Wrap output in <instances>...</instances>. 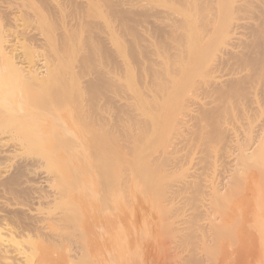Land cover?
<instances>
[{
    "label": "bare ground",
    "instance_id": "bare-ground-1",
    "mask_svg": "<svg viewBox=\"0 0 264 264\" xmlns=\"http://www.w3.org/2000/svg\"><path fill=\"white\" fill-rule=\"evenodd\" d=\"M75 2L76 1H74V0H50V3L53 5V7H55V9H57L56 13H58V14H54L56 19H53L54 18L53 17V18H51L52 20H50V18H49V20H47L46 22L44 21L45 23H43V24L39 23L36 27L31 28L32 26L31 27L28 26L30 24L27 25V22L29 23L30 21H32V18L30 19V17H31L30 12L31 11H29L28 9H25L22 4L17 5L14 0H0V67L2 68V69L0 68L1 69L0 71H2L3 69L5 70L8 67L6 70L8 71L10 68V70L12 72H10V70H9V72L12 73V75L20 74V75H18V76H20L19 79L21 78V80H20L21 82L19 81L20 85L22 84V87H23V85H24V87L26 85V87L30 88V91H31L30 94L32 95V97H30V96H28L30 94L26 93V95H24L23 100L25 99L26 96H28L29 97L28 99L31 98L29 100V102L31 104L34 103L32 105L37 107V108L39 105L43 106V104L41 102H44V103L47 102V108L51 107L49 109V112H50L53 105L52 106L50 105V107L48 106L49 103H48V101H46L49 98L48 96L46 97L47 99H45V101H44V97H45L44 96L45 95L44 89H45V87H47L48 84H51L50 87H52V85H54V87L57 88L56 89L57 91L60 90V92H61V90L64 89L61 94H59L57 92V95H59L58 97H60V95H61V98L57 99V100L63 101V99H65V97H63L64 96L63 94L67 95V93L70 92V88H71L70 87L66 91L65 88L63 87L65 84H67L66 81H68L67 80L68 76H69L68 73H70V67L72 64L71 61H73V58L74 59L78 58L77 60L75 59V61H77L76 62L77 65L76 64L75 65L77 66V69L80 70V71L79 70L78 71L81 72L79 74H83L82 72H84V75H82L81 78L83 79L85 77L83 80H81V82L78 83L79 84L78 85V88H79L78 91L80 92V90L81 91L85 90V91L89 92L90 93V94L88 93L89 96L91 95V97H89V98H92L94 100V101L92 100L93 104H91V102H90V104H89L90 107H88L87 108L88 110L87 109L86 110L89 111V113H95L94 114L95 116L93 114H91V115H93L94 117H97L98 119L96 118V121L98 123L100 121L102 123V126H103V122H106V121L108 122L110 120V118H113V116L111 117V115H110V118L108 115H107L108 117L105 116L106 114H104V113H106L108 110H111L112 113L116 116V117L114 116V118H113V122H114V119L116 120L114 122L115 125H114V123L111 124L112 123L111 120L109 121L110 126L114 125V129L112 126V129L114 131L107 125H104L103 127H101V126L99 127V124L95 123L96 126L98 125V127H96L94 125V123H92V122H95V121H93V119H95V118H93L92 122H90L92 124H89L91 132H93L91 129L93 127H91V125L92 126L94 125L93 130H95V131H97V129H95V127L98 129L100 128L101 131H102V129L109 127L108 129H110V131L109 130H107V131H109V132L112 131V132L111 133L106 132V133L112 134V136H113L112 140L115 141L114 144H116L118 142V140L121 139V140H123L122 142L124 143L123 146H125L126 144H128L130 146V142L133 140L132 145L130 147H126V146H128V145H126L125 148H127V152H129V149L132 148L133 152L138 153V155H136L137 158H133V156H135V155H133L132 153H128L130 155L132 154L131 157L128 154H126V157L127 158L130 157V159H134L136 161L138 160V157L142 158V159H140V161L141 160L143 161L144 166L142 165V163L139 160L137 161V164H136V161L135 162L131 161L132 162V163L130 162L131 164L134 163L133 165H136V169H134L135 167L133 165L126 162L125 160H127V158L125 157V155H123V154L127 153L126 150H124L125 153L124 152L122 153V159L125 158L124 163L126 162L127 164L126 163L124 164L123 160H121V162L123 165H126L127 168L133 166V167H131L132 168L131 171L134 169L135 170L134 172H138V171H139V173L142 172L141 173L142 176L139 173H137V175H135V173H134L135 176H138V174H139V177L141 176L143 178L145 175L147 176V173H146L147 171L149 173L151 171L152 172L151 175H152V174H154L153 171L156 172L158 170L165 172L169 175H171V174L173 175V173H175L176 177L178 174H180V173L182 174V175L178 176L177 179H175L176 181L174 183L170 184L168 187H165L163 189H158L163 194L162 196H164V198H167V202H168L167 206L169 208L171 206L177 213H179L181 215L179 222L175 223L172 226V229L175 230L177 233H179L180 240L183 241L184 239H186V236H190V235L195 236L197 232H199L201 235L203 233V235H204L205 231L210 232L208 230L210 227H211V229L217 228V227H215L216 224L215 225L212 224V221L214 220V222H215V219H212L214 217H211L210 213H209L211 210L210 209L211 205L213 206V204H215L214 202H216V205L218 204L217 207L221 209V210L219 209L220 211H222L223 206H225V207L227 206V205H224L226 203V200H227L226 198L229 195H233L236 197L237 194L234 193V190H235V192L236 191L239 192L241 190V189L236 190V187L234 189V186H236L237 184L236 185L233 184L234 186L233 187L231 186L233 191L230 192L231 194L230 193L228 194V190H226V188H228V186H227L228 184L232 185L231 184L232 182L227 181L228 184L226 185L225 184L226 180L227 179L229 180L230 178L232 180V178L236 176L235 179H233L234 181L237 178L248 179V177H249V179L253 182V180L255 181V179L259 175L261 177H262V175H264V174H259L263 171L261 169L263 166L260 168L261 169L260 172L256 171L258 173L253 174V172H255V170L257 168V165H258V167H260L261 165L256 164L255 165L256 167H254L255 170H252L253 168H251V167H249V165H247V164H250L251 162L254 163V161L257 162V160H259V163H260V161L262 163L263 159H264V157L262 160L260 159V158H262V156L264 154V153L262 154V152H264L263 149L261 151L262 155H260L261 157L259 159L256 158L257 160H255V159L253 160V158L251 157L253 161L251 160V162H250V158H249V155L251 156L253 154V152H256L260 146L264 147V0H182L181 2L184 4L188 3L189 5H193L195 8V12H197L199 10L198 14L196 13L197 16L195 15L196 25L194 26L193 31H191V32L184 31L182 29L183 28L182 22L179 19H174V18L172 19L170 14L164 15V22L165 23L163 22L164 23V26L162 27L163 30L160 29V31L159 30L156 31V32H158V31L161 32L160 35L157 34L159 36L157 38L158 39L161 38V40L163 39V47L161 46L163 48L162 49L163 51L161 53H159L160 55L149 56L148 54L149 53L151 54V52L149 50H147L145 47V49L147 51L145 49H144V51H146L147 56L144 54V56H146V57H144V59H143V57H141L142 60L139 57V59L141 61L139 60L138 62L140 64L137 63V61L134 62V63L141 65L140 66L141 74H140V78L138 79V83L135 85L136 87L134 86V88L132 89L133 93H130L129 91H127L124 84H122V82L120 81V79L123 76L121 74L122 77H120V74H119V72L122 70L127 71V70L133 69L134 67L130 68V66L133 64L129 65V63H131V62L127 61L128 62L127 63L125 60H119V61H118V59L112 60V54H113L112 49H114V51H116L120 47L117 45V42L119 40L117 38L115 39V37H113V29L111 26L113 23L111 21L112 19L110 20L112 23L110 21H106L104 19V23L102 25L100 24L101 26L96 27V29L98 31L96 30L97 34L95 36L88 37L87 35H89V34H86V36H84V37L81 35L78 39L77 38L72 39L71 31L68 28H66L65 26L68 25L70 27H72V26L74 27L75 25L81 24L79 22L80 21L79 15L81 14V12H79V10L81 7H83L82 6L83 1H81L82 5L77 4V3H80L79 1H77L76 3ZM105 2H108V1H105ZM111 2H110V4H111ZM174 2H175V0H174ZM102 3H104V2H102ZM117 3H119V2H117ZM138 4L140 5V3H138ZM179 4H180V2H179ZM72 6L74 7V9L76 8V10H78L79 14L78 13L75 14V12H74V14H67V11H68L67 8H69V7L71 8ZM120 9H122V8H120ZM85 10H87V9H85ZM49 11H50V9H49ZM121 13H123V12L116 9V11L113 14L119 15ZM122 16H123V14H122ZM122 16H120V17L122 18ZM84 20H87V19H84ZM93 24L94 23H92V26H93ZM84 26H85V24H84ZM84 26H82V28H84ZM88 26H91V25H88ZM156 26L159 28L160 25L159 26L156 25ZM99 27H101V28H99ZM83 30H85V29H83ZM93 30H95V28ZM150 30H152V29H150ZM190 30L188 27V31H190ZM72 31H73V29H72ZM88 31L92 32L91 29H89ZM88 31H87V33H89ZM105 33L111 34L112 36L108 37L107 35H104ZM153 34H154V30H153ZM143 37H146V36H143ZM151 37H152V35H151ZM148 38H150V37H148ZM108 40H109V42H108ZM149 41H151V40H149ZM120 43L118 42V44H120ZM148 43H150V42H148ZM122 44H123V42H122ZM111 45H112V47H111ZM158 45H160V44L158 43ZM150 47H152V46H150ZM151 51L153 52V49ZM156 52H157V50H156ZM69 55L73 56V58H72V56L70 57V58H72V60L68 57ZM68 58L71 61L68 62ZM131 59H132V61H134L133 58H131ZM68 64H70L69 65L70 67L68 66ZM76 66H75V68H76ZM67 67H69V69H67ZM128 68H130V69H128ZM73 69H74V67H73ZM67 70H68V72H67ZM134 70H136V69H134ZM8 73H7V75H10ZM3 74L6 76V73H3ZM138 76H139V74H138ZM3 77H0V79ZM16 77H17V75L15 76V78ZM9 79H11V78H8V80ZM4 80H5V78H4ZM4 80H3V82H4ZM0 83H1V81H0ZM5 83L7 85L6 90L4 89V91H3L0 89V91H1L0 95L3 97L2 98L0 96L1 97V99H0L1 105L0 106H2L1 101H3V99L5 98L4 96L6 95L5 92L7 90H8L7 95L10 94L9 95V97H10L11 94L13 95V92H15V90L17 91L21 87V86H19V88H18L19 84L13 80L5 81ZM3 85L5 86L4 83H3ZM4 86H3V88H5ZM71 86H73V85H71ZM0 87H1V85H0ZM62 87H63V89H61ZM51 90H52V88H51ZM26 91L28 92L29 90L27 89ZM2 92L5 94V95L3 94L4 96L2 95ZM8 92H10V93L8 94ZM54 92H56V91H54ZM54 92L51 95H54ZM16 93H14V94H16ZM71 93H72V91H71ZM75 93H76V91H75ZM18 94H21V90L18 91ZM24 94H25V90H24ZM7 95H6V97H7ZM12 98H14V96ZM4 100H6V98ZM23 100H19V102L20 101L22 102L20 104H22L23 106L18 107L19 103H18V101L16 102V100H15V104L17 103L16 104L17 107H16V105H14L15 107H12L14 104V103H12L11 104L12 106L9 105V106H11L12 109L9 108V106H8L9 110L7 108H6L7 110H4V107H6V106H4V107L2 106L3 112H2V109L0 108L1 109L0 110V119L2 121L4 120L6 122L9 121V123L16 122V121H14L15 120L14 118H16V120L18 119V121L20 120L19 122H21V121H23V118L25 117V115H26V119H27L29 117L28 113L30 112L29 108H31L32 106L29 103L28 104L30 106L27 105V103ZM57 100H56V102L58 104L55 102V104H57V105L54 104V107H53L54 109L59 105V102ZM100 100H103V102L101 101V103H100L99 102ZM62 101H60V102H62ZM63 102H65V101H63ZM35 103L36 104L41 103L42 105L39 104L36 106ZM24 105L27 107H25ZM101 105H103L105 108H102ZM260 106H262V107L260 108ZM45 107H46V104H45ZM45 107H44L45 110L43 109L41 111H44V112L46 110L48 111V109ZM23 110H27L28 113L25 111L26 112V113L24 112L25 115L21 114V113H23ZM86 110H84V111H86ZM47 111L45 112L46 114L44 112H43V114H42V112H40V114H42L43 116L39 115L38 114L39 112L36 113L38 115H37V118L36 117L35 118L37 120L39 118V120H38L39 127L45 128L44 126H42L44 124V122L42 124L41 121H44L45 119H47V121H51L50 119L47 118V116H49L51 113L48 115ZM107 113H109V111ZM20 114L24 115V116H22L23 117L22 119H20V117H21V116H19ZM123 114L124 115L126 114L127 116L125 117V116H123ZM255 114H256V118L258 117V119H256V118L254 119ZM29 115H32V113ZM52 115H54V117H55V114L52 113ZM41 116L44 118H42V120L40 121ZM121 116H123V117H121ZM50 117H51V115H50ZM58 117L60 118L59 114H58ZM62 117H64V116L62 115ZM106 117H107V120H106ZM260 117L262 119L259 120ZM65 118H66L65 121L68 120L67 121V124H68L69 119H67L68 117H65ZM91 118H92V116H91ZM26 119H25V121H26ZM28 119H30V122L32 121L31 117ZM62 119L60 118L61 121H62ZM11 120H13V121H11ZM53 120H54V118H53ZM258 120L261 123L256 125V122H258ZM30 122H28V123L30 124ZM33 122H36L35 119ZM51 123H53V121ZM18 124H20V123H18ZM24 124L22 123V125H24ZM38 124H36V125L34 124L35 127L38 126ZM60 124L61 123H59L58 125H60ZM70 124H69V126H70ZM31 125H33L32 122H31L30 126ZM54 125H55V123L53 124V127H54ZM63 125L65 126V123ZM89 125H87V126L89 127ZM39 127H37V128H39ZM47 128L49 129V127H47ZM50 128H52V127H50ZM70 128H72V127H70ZM45 130H46V128H45ZM87 130H89V129L86 128L85 133L87 132ZM90 130L88 132H90ZM86 134H89V133H86ZM123 135H125V136H123ZM127 135L128 136L130 135L133 138L129 136V138H131V140H130V139H128ZM104 136H105V138H103V139L106 140V136L109 137L111 135H107V134L102 135V137H104ZM112 136L109 138H112ZM123 138H125L126 140H124ZM112 140L110 139V140H108V141L106 140V141L108 143L109 141L112 142ZM127 140H130V142L126 143ZM111 142H110V144L108 143L109 146L112 145ZM155 143L157 144V149H155L154 151H152L150 153H146L145 152V147H146L145 145L155 144ZM216 148H217V154L214 155L213 151H215L214 149H216ZM218 150H219V152H218ZM251 150L252 151L254 150V151L252 152ZM132 151H130V152H132ZM249 152H252V153L250 154ZM256 153H254V154H256ZM256 155H252V156L257 157ZM0 156L2 157V154ZM123 156H124V158H123ZM190 157L192 160L194 159V161H193L194 163L188 165L187 162L189 159H187V158H190ZM247 157L249 158V161H248ZM258 157H259V154H258ZM103 160L101 163L102 165H103ZM184 160H187V162H185ZM182 161H184L185 164H187L188 166L192 167L191 169L188 167L189 168L188 169L186 166V168L189 172L187 170H185L187 172L184 173L185 171L183 169H186V168H185V165H184V167H182V165L184 163ZM189 161H191V160H189ZM100 162H101V159H100ZM248 162H250V163H248ZM217 163H219V165H220V168H218V167L217 168L221 169L223 171V173L225 171V174H226V172L227 173L229 172V174L233 173L235 175L236 174L235 170H238V169L240 170V172L236 171L238 173L237 175H240L238 177H237V175L231 176V174L230 175L228 174L229 176L227 174L223 175L222 171L218 170L220 172V173L219 172L218 173L220 175L222 174L223 176L221 175L222 176L221 179L218 178L217 175L214 178H217V181L222 180L220 182V184L223 183V185H226V188H225V191L227 192L226 194L224 191L222 192V188H223L221 186L222 184L218 185L219 184V182H218V184H217L218 186H217L216 181H215L216 183L214 182L215 184L212 183V181H214V179H212L213 177L207 178V179H211L209 182H211L213 184V185L211 184L212 186L216 187V189L213 187V189H214V191H213L211 189L212 188L211 185L208 184L206 177H204V175H206L208 170H210L212 167H213L212 168L213 171H216L214 168H216L215 164H217ZM104 164H106V162ZM122 164H121V167H122L121 170L124 173L127 169L124 168V166ZM128 164L130 166H128ZM240 164L242 166H245V167L247 165L248 167L243 168ZM178 165L181 166V168H183V169H180V168L173 169L174 167H177ZM138 166H142L145 170L143 169L144 170L143 171L141 169L142 167L137 168ZM221 166L225 167L224 168L225 170H223V168H221ZM237 166L242 167L245 172H246V169L248 170L249 168H251L250 170L252 171V175H255V176H251V172H250V175L248 172L249 176L245 175L247 173H245L242 168L241 169H242L245 176L243 175V173L241 175V169H240V167H237ZM250 166H252V165H250ZM171 168H172V170H171ZM123 169L125 171H123ZM128 169H130V168H128ZM137 169H138V171H136ZM177 169H180L181 172L180 171L179 172L177 171L178 173L175 172ZM128 171H130V170H127V175H128ZM182 171H184V172H182ZM130 173L132 176L133 175L132 172H130ZM127 175H126V177H130V175H128V176ZM148 176H150V175H148ZM246 176H248V177H246ZM250 176L252 177V179ZM15 177H17V176H15ZM11 178H9V179L11 180ZM135 178L137 180H140V179H138V177H135ZM9 179H6L7 184H9V182H10ZM123 179L126 180V179H130V178H126V179L123 178ZM132 179H134V178L132 177L130 180H132ZM240 179H237V181H235V183H237L238 180H240ZM249 179H248V182H250ZM259 179L256 182H259ZM130 180H128V181L130 182ZM11 181H13V180H11ZM241 182H244V186L243 185H241V186H243L244 188L246 187V191H247L248 187H247V185L245 186V182L246 183H248V182L246 180L245 181L242 180V181H240V183ZM256 182H254V183H256ZM124 183H127V182L124 181ZM240 183H238V184H240ZM254 183H251V185ZM251 185L248 184L249 189H250ZM256 185H257V183L254 185L255 190H257ZM237 186H238V188H240L239 185H237ZM254 186H253V188H254ZM154 187L155 186L152 185V189ZM209 187H211V188H209ZM231 187L229 190H231ZM243 187H242V189H243ZM208 188H209V190H208ZM253 188H251V189H253ZM147 189H148V193H153V191H155V193H153V194L158 195V193H159L156 190L157 188L155 190L153 189V191H152L151 187L147 186ZM147 189L145 188V192ZM260 189H261V191L263 190V188H260ZM220 190H221L222 195L220 193H218V192H220ZM211 191L215 192V193H216V191H218L217 192L218 195L217 194L216 195L220 196V198L223 196V198H221V199H219V197L216 196L220 200V202L222 200V202L220 204L221 206H219L218 199H215V195H214L215 193L214 194L210 193ZM246 191H245V194L248 193V191L247 192ZM156 192H158V193H156ZM241 192H242V190H241ZM250 192H249V194H250ZM263 192H264V190H263ZM263 192L261 194L259 190L256 192H254V190H253V192H251L252 196H254V197H252V199H254L256 196L253 194H255V193L259 194L260 193V196H261L264 194ZM223 193L226 195L225 198H224ZM209 194L210 195L212 194L214 196L211 195V197H210ZM227 194H228V196H227ZM234 194H236V195H234ZM245 194H242V195H245ZM249 194H247V195L249 196ZM238 196H239V194H238ZM257 196H259V195H257ZM247 197L245 198V200L250 199ZM229 198H230V196H229ZM229 198H228V200H229ZM242 198H244V197H241L238 201L239 202L244 201V203H246V201ZM224 199H225V201H224ZM231 199H234V197L233 198L231 197ZM212 200H217V201H212ZM235 200L237 201V197H236V199H234V201ZM236 201H235V203H236ZM248 202L249 201H247L246 204H248ZM222 203H224V204L222 205ZM228 203L229 202H227L226 204H228ZM235 203L233 204V202H232V205L228 204L232 208V210H231L232 213H230V211H229V215H228V212H226L224 210L225 212L222 211L223 212L222 215L225 213L228 215V218H229V216L231 217V215L236 216L237 219H234L235 217L233 218V216L230 219H234L237 221L240 218L242 220H244V218H245V221L249 219L248 221H250L251 223H249L247 221L246 222H247V225L249 227H253V228H251V231L254 229V227L256 230L258 228H260V227H258L259 225L253 224V222H255L258 219L257 218L255 219V217L249 216L250 213L246 212V211H249L248 209L243 210V207L245 206L244 204L243 205L241 204V206H243L242 207L243 211H241V209H240V211L243 212L244 214H246V213H247V215L249 214L248 215L249 217L247 215H244V214H242V216L240 218L237 217V215L240 214L241 212L238 211L237 209H236L237 211L233 209L234 208L233 206H236ZM216 205H215V207H216ZM238 205H240V204H238ZM168 207L165 206V209ZM225 207H224V209H225ZM246 207H244V209H246ZM213 208H214V206H213ZM235 208H237V207H235ZM239 208H241V207H239ZM235 211L238 213L236 214ZM219 212H217V213H219ZM227 215H225V216H227ZM214 216H216V215L214 214ZM251 217L254 220L251 221V219H250ZM208 218H211L212 220H210ZM221 218H223V217L221 216ZM224 218H226V217H224ZM263 218H264V216H263ZM217 219H219V216L217 217ZM230 219H228L227 222L225 219H223V221L225 220L224 222H222V221L217 222V220H216L217 226L220 223H223L222 226H223V228H225V230H227L229 232L232 231L231 230L232 226H233L232 229L234 230L235 227H237L238 225L234 227V225H236L237 223L233 224L232 221L234 223L237 221L230 220ZM228 221L229 222L231 221L229 223L231 227L229 225H227ZM240 221H238L239 225L241 223L243 225L245 224L244 221H243L244 223L243 222L240 223ZM209 223H211V224L209 225ZM224 223H227V224H224ZM242 224L240 225V228L238 226V228H236V230H240L242 228L243 231H245L244 227L245 226L247 227V225L245 224V226L243 227ZM252 224H253V226H252ZM211 225L212 226L214 225V226L212 227ZM224 225H225V227H224ZM228 226L230 227L229 228L230 230H228ZM256 226L258 228H256ZM262 226L264 228V224H261V228H262ZM44 227L42 226L41 228L44 229ZM218 227L220 228V226H218ZM1 228L2 227H0V236H1L0 237V256H1V258L0 259L1 260L12 259L15 261V264H27L29 259H31L33 257V255H31V253L29 251L30 248H26L25 246H23L21 248V251L19 252L20 256L17 257V259H13L15 257H13L14 254L12 256V254H11L12 250L9 249V246H10L9 242L11 240V238H9V236H13L14 234L12 233L13 234L12 235L10 233V235L8 237H5L6 234H4L5 233L4 232L2 235ZM7 229H9V228H7ZM221 229H222V227H221ZM221 229H220V231H221ZM214 230L215 229H213L211 231V233ZM216 230H218V229H216ZM222 230L224 231V229H222ZM249 230H250V228H249ZM249 230H247L248 235L246 234V236H249V233L251 232ZM263 230H261V231H263ZM3 231H4V229H3ZM223 231L219 232V235H220V233L222 235L224 233ZM243 231H242V234H241V232L238 231L241 235L240 237H242V235H244L246 233V231H245V233H243ZM229 232L227 233L225 231V233H224L225 234L224 236H226L227 240L229 238H231V236L229 237V235H233V234H235L234 232H237V231H235V230H234V232L232 231L233 234L232 233L229 234ZM206 234L207 233H205L204 236L207 237ZM213 234H214V232H213ZM238 234L235 235V238L237 236L236 239L234 238V235H233L232 238L235 242L232 241V243H231V241H229L230 243L229 242L228 243L230 245L226 244L227 240L225 241L224 239H226V238L224 237L223 240L225 243H222L224 245V248H226L227 247L226 245H228L227 248L231 249L230 246H233V244L235 245V243L239 241L238 245L240 247H242V249H243V247H244V249L245 248L247 249L248 245H250V243H248L247 241L252 240V238L247 239L245 237L247 240V241H245L244 240L245 238L243 236L244 242H241L242 239L240 240ZM208 235H209V233H208ZM219 235L216 234V236L221 237ZM227 235L229 238L227 237ZM250 235H252V232ZM212 236H211L210 240H212L213 238L216 237L215 236L212 238ZM20 237H22V235ZM20 237H18V239H17L18 241H19ZM120 237H121V235L119 236L120 240H123V241L125 240V239H122ZM250 237H248V238H250ZM222 238H223V236H222ZM222 238H221V241L223 242ZM232 238L229 240H232ZM14 239H15V236H14ZM237 239H238V241H237ZM17 240H16V242H17ZM126 240H127V238H126ZM20 241L22 242V240H20ZM123 241L121 242L122 244L124 243ZM13 242H14V240H13ZM206 242H208V241H206ZM245 242H246V244L248 243L247 246L246 245L243 246L242 243L245 244ZM240 247L235 248L238 250H237V252H234V253L232 252L234 250V248L231 249V251L228 250L227 248L225 249L226 251L228 250V252L230 251L234 254V255H232V253H230V255H231L230 260H232V258L234 257L233 258L234 260H232L233 262H231L232 264L233 263H235V264L242 263V261L241 262L238 261V263L234 262L240 258L239 255L241 256V254H243L244 249L242 251L240 249ZM239 249H240V254L237 255L239 253ZM165 250H167V249H165ZM169 250L163 251V252L168 254ZM241 251H242V253H241ZM170 252H171V255L173 257L171 255H169ZM170 252L168 254L169 256L165 255V253H163L164 254L163 256L169 257V258L166 257V259H170V257H172V259H173L175 257L176 259L174 258L175 259L174 261L177 260L176 264L178 262H180V263L197 262V261H201V258H203L202 257L203 254L201 255L200 253H198L199 251L198 252L188 251L184 255L180 256L179 258H177L176 256H174L172 254L173 250H171ZM235 255H236V257H235ZM244 255H245V253H244ZM247 255L249 256V254H247ZM247 255H246V258H249L251 256L250 255L249 257H247ZM30 256H32V257H30ZM165 257L163 258L164 259L163 261H166ZM243 257L244 256H242L241 258L243 259ZM235 258H238V259L235 260ZM246 258H244L243 260H245ZM172 259L167 260L168 263ZM249 259L247 261L252 260V259H250V260ZM174 261H173V263H174ZM247 261H243V264H244V262L246 263ZM168 263L166 262V264H168ZM180 263H178V264H180ZM231 263H229V264H231ZM6 264H8V263L6 262ZM251 264H252V261H251Z\"/></svg>",
    "mask_w": 264,
    "mask_h": 264
},
{
    "label": "rangeland",
    "instance_id": "rangeland-1",
    "mask_svg": "<svg viewBox=\"0 0 264 264\" xmlns=\"http://www.w3.org/2000/svg\"><path fill=\"white\" fill-rule=\"evenodd\" d=\"M14 1L17 5L22 4L25 9H28L29 11H31L30 12L31 13L30 19L32 18V21H30L29 23L27 22V25L30 24V25H28L29 27L32 26L31 28L36 27L39 23H42V24L45 23L47 20H49V18H50V20H52L51 18H53V17H54L53 19H56L54 14H58V13H56L57 9H55V7H53V5L50 3V0L49 1L48 0H14ZM74 1L80 2L77 4H81V1H83V5L81 4L83 7H81L79 10V12H81V14L79 15V18H80L79 22L81 24L75 25L74 27L73 26L70 27L68 25L65 26L66 28H68L71 31L72 39H74V38L78 39L81 35L84 37V36H86V34H89V35H87L88 37L95 36L97 34V31H98L96 29V27L101 26L104 23V19L106 21H110L112 19L111 21L113 23L111 21L110 22L112 23L111 26L113 29V37H115V39L117 38L119 40L118 41L119 43L121 42L120 44H118V42H117V45L120 46L118 50L115 49L116 51H114V49H112L113 50L112 60L118 59V61L119 60H125L126 62L130 61L131 63H129V65L133 64L130 66V68L134 67L131 70H127V71L122 70V71H120L121 73L119 72L120 77L123 76L120 79V81L122 82V84H124L127 91H129L130 93H133L132 89L138 83V79L140 78V74H141L140 66L141 65H139L140 63L138 61L140 59L142 60L141 57H143V59H144V57L147 56L146 55L147 50H149L151 52V54L150 53L148 54L149 56L160 55L159 53H161L163 51L162 50L163 49L162 48L163 47V39L162 40H161V38L158 39L157 37H159V36L157 34L160 35V33H161V32H159L160 29L163 30L162 27L164 26V23H165L164 22V15L170 14L172 19L173 18L179 19L182 22V26H183L182 29L186 32H191V31H193V28L196 25L195 15L197 16V14L199 12V10L197 12H195V8L193 5H189L186 2H185L186 4L182 3L181 2L182 0H175V2H174V0H147V1L146 0H140L141 2L139 0H111L112 2L110 0H105L108 2H105L104 0H101V1L100 0H89V1L88 0H74ZM109 1L111 2V4ZM102 2H104V3H102ZM117 2H119L120 4ZM179 2H180V4H179ZM138 3H140V5ZM120 8H122V9H120ZM49 9H50V11H49ZM67 9H68L67 14H74V12H75V14L76 13L79 14L78 10H76V8L74 9L73 6L71 8L70 7L67 8ZM85 9H87V10H85ZM116 9L123 12V13L119 14L120 16H122V14H123L122 18L118 14L117 15L113 14L116 11ZM84 19H87V20H84ZM83 23L85 24V26ZM92 23L95 24V25L93 24L94 27L92 26ZM81 25L84 26V28H82ZM88 25H91V26H88ZM156 25H158V26L160 25L159 28ZM188 27H189V30L191 29L190 31H188ZM94 28H95V30H93ZM99 28H101V27H99ZM72 29H73V31H72ZM83 29H85V30H83ZM89 29H91L92 32H89L88 31ZM150 29H152V30H150ZM86 30L89 33H87ZM153 30H154L155 35L153 34ZM157 30H159V31L156 32ZM104 35H107L108 37L112 36L111 34H108V33H105ZM151 35H152V37H151ZM143 36H146V37H143ZM148 37H150V38H148ZM149 40H151V41H149ZM156 41L160 45H158V43ZM108 42H109V40H108ZM122 42H123V44H122ZM148 42H150L151 44ZM149 45L152 47H150ZM111 47H112V45H111ZM145 47L147 50L145 49ZM144 49L146 51H144ZM152 49H153V52L151 51ZM156 50H157V52H156ZM144 54L146 56H144ZM71 56L69 55L68 57L70 58ZM139 57H140V59H139ZM69 58H68V62L72 60L73 56H72V58H70L71 60ZM131 58H133L134 61H132ZM75 59L77 60L78 58H75ZM75 59L73 58V61H71L73 64V65L71 64V67L69 66L70 64H68V66L70 67V73H68L69 76H68L67 80L69 82L66 81V83L68 85L65 84L63 86L66 91L71 87L70 92L68 91L69 93H67V95L63 94L64 95L63 97H65V99H66V100L63 99V101H65V102L67 101L66 103L63 102L62 100H60L62 102L57 100V99L61 98V95H60V97H58L59 95H57V92L59 94H61L62 91L64 90L63 87L61 88V89H63V90H61V92H60V90L57 91L56 90L57 88H55L54 85H52V87H50L51 84H48L47 87H45V89H44V94H45L44 95L45 96L44 101H45V99H47L46 97L48 96L49 98L46 101H48L49 107H50V105L51 106L53 105V107H54L56 100L59 102V105L55 109L52 107L50 112H49V109L51 107L47 108V102L46 103L41 102L44 107L46 104L45 108L48 109V111L46 110L48 112L47 114L49 115L51 113L50 114L51 117H50V115L49 116L46 115L47 118L50 119L51 121H47V119H45V120L43 119L44 121H41L42 118H44V117H42L43 116L42 114L44 111H41L44 109V107L39 105L41 103H37V104L35 103L36 106L37 105L40 106V107L38 106V108H37V107L32 105L34 103L31 104L29 102V100L31 98L28 99L29 98L28 96L32 97V95L30 94L31 91H30V88L26 87V85H25V87L29 90L28 92L26 91L27 89L24 87V85H23V87H22V84L20 85L19 81L21 80V78L19 79L20 76H18L20 74H16L17 75V77H16L17 79H16L15 78L16 75L15 74L12 75V73H10V72H12L10 70V68H9L10 72H9V70L8 71L6 70L8 68L7 66H6L7 68L5 70L3 69L2 71H0L1 72L0 77L4 76L3 78H1L2 80L0 79V81H1L0 89L1 90H3V91H4V89L6 90L7 85H6L5 81H9V80H13L16 83H18L19 84L18 88H19V86H21L20 87L21 89L19 88L17 91L15 90V92H13V95L11 94V96L12 97L14 96V98H12L11 96L9 97L10 92H8L9 95H7L8 90L5 92L7 97L2 92V95L4 94L5 96L4 95L3 96L6 98V100H4L5 99L4 98L3 101H1L2 106L3 107L6 106V107H4V110H7V109L9 110V108H11V106H12L11 105L12 103H14L12 107H15L14 105L17 104V103L15 104V100H16V102L18 101V103H19L18 107L23 106L22 104H20L22 102L21 101L19 102V100H23L24 95H26V93H28L30 95L25 97V99L27 101L25 99L23 101H25L27 103V105L31 104V106H32L31 108H29V110H30L29 113H28V111H29L28 109H27L28 111L23 110V113H21V114H24L25 111L28 113L29 117L28 116L27 117L28 118L31 117V120H32L31 122L33 123V125H31L32 127L30 126V124H31L30 119H28V118L26 119L25 114H24L25 115L24 118L22 117L24 115H21V114L19 115V116H21L20 119L23 118V121H21V122H19L20 120L18 121V119L16 120V118H14L15 120L13 119L16 122H11V121H13V120H11L10 121L11 123H9L8 120H7L8 122H6V121H4V120L2 121L0 119V152H1L0 155L2 154V157L0 156V216H1L0 217V227H2L4 229V231H3V229L1 228V231H2V235L5 232L4 233V234H6L5 237H8L10 235V233L14 234V235L12 234L13 236H9V238H11V240H12V241L10 240V242L12 244L9 242V244L11 246V247L9 246V249L13 251V252L11 251V254H12V256L14 254L13 257H15L13 259H17V257L20 256L19 252L21 251V248L23 246H25L26 248H30L29 251H30L31 255H33V257L30 256L33 259L32 258H31L32 260L29 259L30 262L28 261L27 264H30V263L31 264H164V263L166 264V262L168 263L167 260H170L173 257L171 255V252H170L171 250H173L172 254L174 256H176L177 258L184 255L188 251H195V252L199 251L198 253H200L201 255L203 254L202 255L203 258L205 257L204 259L201 258V261H197V262H187V263L178 262L180 264H229V263L233 262L232 260H234L233 259L234 257L232 258V260H230L231 259L230 253L237 252L238 249H235V248L240 247L238 245V243H239L238 239L240 238V240L242 239L241 242H244V240L247 241L246 238L247 239L252 238V240L247 241L248 243H250V245H248V243L246 244V242H245V244L242 243L243 246L248 245V247H247V249L245 248L246 250L243 247L244 251H243L242 247H240V249L243 251V254H241V256L239 255L240 254V249H239V253L237 255H239L240 258L239 259L235 258V260H237V259L238 260L234 261V262L238 263V261H240V262L242 261V263H239V264H243V261H247L250 258L252 260L249 259L250 261H247L248 263L244 262V264H249V263L251 264V261H252V264H264V230H263L264 228H263V226H262L263 229L261 228V224H264V218H263V216H264V194L260 196V193L262 194V192L264 190V177H263L264 175H262V177L260 175L258 177L256 176L258 179L261 177L259 179V182H256V181H258V179L256 177L255 178L257 180L254 178L255 181L253 180V182L248 177L250 175V172H251V176H255V175H252V171L250 169L253 168L252 170H255L254 167H256L255 166L256 164H259L261 166L258 167V165H257V168H256L255 172H253V174L260 172L261 169L263 171L259 174H264V169H263L264 168V159H263V157H264L263 153L264 152H262L263 156H262V158H260L261 157L260 155H262L261 151H262V149L264 150V147L260 146L258 148V150L256 151L257 153L253 152L254 150L253 151L251 150L253 152L252 155L257 154L256 155L257 157H255V156L253 157L252 155L251 156L249 155L250 162H251L252 158H253V160L254 159L257 160L256 158H258V159L260 158L261 160L263 159L262 163H261V161L259 163V160H257V162H255V161H254V163L251 162L252 164L250 162H248L250 164H247L246 163L247 161L245 160L246 162L245 161L244 162L247 165H249V167H251L248 170L246 169V172L244 171L243 168L248 167L247 165H246V167L242 166L243 164L240 162L242 164V165L241 164L240 165L243 168L240 166H237V167H240V169L242 168L243 171L245 173H247L245 175H248V172H249V175L246 177H248L250 182H248V179L237 178L240 180H238V182L235 183V181H237V179L235 181L233 179H235V177H236L235 175L238 174L237 172H240V170L238 169V170H235V173H236L235 175L233 173H230L231 176L232 175L235 176L232 178L233 181L231 180V178L229 180L228 179L226 180V183H225L226 185L228 184L227 181L228 182L231 181L232 185L228 184L227 185L228 188H226V185H223V183H221L222 184L221 185L220 182L222 180L217 181V178H214V177L217 175V177L221 179V177L223 175H226V174L228 175L229 172L228 173L226 172V174H225V171L223 173V171L221 169H218V168H220L219 163H217L218 165L215 164L216 168H214V169L216 171H213V169H212L213 167H212L210 170H208L207 174L204 175V177H206V179L213 177L212 178V179H214V181H212L213 184H215L217 182L216 183V185H217L219 182L218 185H221L223 187L222 192L224 191L225 194L227 193L225 191V188H226V190H228V194H229L231 191H233L232 187L234 185H236V184L239 185L240 188H238L237 185L234 186V189L236 187V190H239V189L242 190V192H241V190L239 191L240 193L237 191L235 192V190H234V193L237 194V196H236L237 201L235 200L236 203L234 201V199H236V197L233 195H229L230 196V198H229L228 194H227L228 197L226 198L227 199L226 203L229 202L228 204H231V205H232V202H233V204L235 203L236 206H233L234 210L237 209L238 211H240V209H241V211H243V210L248 209L249 211H246V212L250 213V215L249 214L248 215L255 217V219L256 218L258 219L255 221L256 223L253 222V224L259 225L258 227H260V228H258L256 226V228H258V229L256 230L254 227V229L251 231V228H253V227H249L247 225V222H249V223H251V222L248 221L249 219L246 220L247 221L246 222L245 218H244V220H242L240 217L244 213L240 211L241 213L240 212L239 213L241 215L240 214H238L239 216L237 215V217L240 218L238 221L241 220L240 223L244 221L245 224L247 225V227L245 226V224L244 225L242 223L241 224L243 227L245 226L247 229L244 227L246 233H245V231H243L242 228H241L242 230L240 229L241 231L236 230V228H238V226L240 228L241 224L239 225V222L237 220H234V219H237L236 216L231 215V217L232 216H233V218L235 217L234 219H230L231 218L230 216L228 218L229 211H230V213H232L231 206H229L226 203L225 204L222 203V205L223 204L227 205L226 207L225 206H223V208L221 207L223 209L222 211L228 212V215L224 213L227 216H225L224 214H223L224 215L223 216L222 215L223 212L220 211L221 209L217 207L218 204L216 205V202H214L215 203V204H213L214 208L211 205V208H210L211 210L209 213H210L211 217H214L212 219H215V222L213 220L212 224H214V225L216 224L215 227H217V228L211 229V227H210L208 229L210 232L205 231V233H207L206 234L207 237L204 236L205 233H204V235H203V233L201 235L199 232H197L195 236H193V235L186 236V239H184L182 241V240H180L179 233H177L175 230L172 229V226L175 223L179 222L181 215L179 213H177L170 205H169L170 208L167 206V204H168L167 198H164V196H162L163 194L158 190V189H163L165 187H168L170 184H172L176 181L175 179H177L178 176H180L182 174L180 173L176 177L175 173H173V175L172 174L169 175L165 172L158 170L156 172L153 171L154 174L151 175L152 172L150 171V173H149L147 171L146 172L147 176L145 175L146 177L144 176L142 178L141 177L142 172L139 173L138 169L136 170L138 172H134L135 171L134 169H136V165H133L134 163L133 164H131V163L135 162L136 160L130 159V157L133 154V155H135V156H133V158H137L136 155H138V153L133 152L132 148L129 149V152H127V148H125V146L128 144L123 146L124 143L122 142L123 140H121V139H119L118 142L116 141L118 144L117 143L114 144L115 141L112 140L113 139L112 134H108V133L112 132V131L109 132L110 129H108V128L110 127L112 129V126H113V129H114V125H115L114 122L116 121L114 119V122H113V118L115 115L112 113V111L108 110L109 113H107L108 112L107 111L104 114H106L105 116L108 115L109 118H110V115H111V117L113 116V118H110V120L112 122L111 124L114 123V125L110 126V123H109L110 120L108 119L109 120L108 122L107 121L103 122V126L107 125L109 127L108 128L106 127L107 129L106 128L102 129V131L100 130V128L99 129L96 128V127H98V125L96 126L95 123L99 124V127L100 126L103 127V126L99 120H98L99 123L96 121L97 117H94L95 113H89V111H87L88 110L87 108L90 107L89 106L90 102H91V104H93L92 103L93 99L89 98V97H91V95L89 96V94H90L89 92H87L85 90H83V91L80 90V92L78 91V89H79L78 83L81 82V80H83L85 77L83 79L81 78V76L84 75V72H82L83 74H79L81 72H79L80 70L77 69V66H76L77 61H75ZM136 61L139 64L134 63ZM75 66H76V68H75ZM69 67H67V69H69ZM73 67H74V69H73ZM130 68H128V69H130ZM134 69H136V70H134ZM2 72L6 73V76ZM67 72H68V70H67ZM7 73L10 75H7ZM121 74H122V76H121ZM138 74H139V76H138ZM7 77L11 78V79L8 80ZM4 78H5V80H4ZM3 80H4V82H3ZM2 82L5 84V86L3 85ZM71 85H73V86H71ZM3 86L5 88H3ZM51 88H52V90H51ZM23 89L25 90V94H24ZM19 90H21V94H18ZM52 91L53 92L56 91V92H54V95H51V94H53ZM71 91H72V93H71ZM75 91H76V93H75ZM14 93H16V94H14ZM1 97H0V99H1ZM101 101L103 102V100H100L99 102L101 103ZM57 104H55V105H57ZM9 105H11V106H9ZM103 105H101L102 108H105ZM2 106H0V108L2 109V112H3ZM8 106H9V108H8ZM16 107H17V105H16ZM25 107H27V106H25ZM261 107L262 106H260V108ZM84 110H86V111H84ZM37 112H39L38 113L39 115H42L40 118V121L42 122V124L44 122V124L43 125L41 123L40 124L42 126H44L46 128V130L43 127H39V124H38L39 118H38V120L36 119L37 115H38V114H36ZM40 112H42V114H40ZM85 112L87 114L88 113L89 114L87 115ZM31 113H32V115H29ZM52 113L55 114V117H54V115H52ZM58 114H59L61 119L63 118L62 121L58 117ZM91 114H93L94 116ZM62 115L64 117H62ZM91 116H92V118H91ZM123 116L126 117L127 115L123 114ZM123 116H121V117H123ZM254 116H255L254 117V119H255L256 114ZM32 117L35 119L36 122H33L34 119ZM65 117H68L67 119H69L68 124H67L68 120L65 121V119H66ZM107 117H106V120H107ZM53 118H54V120H53ZM93 118H95V119H93ZM25 119H26V121H25ZM92 119L95 122H92ZM256 119H258V117ZM260 119H262V118L260 117L259 120ZM259 120H258V122H256V125L261 123V122H259ZM52 121H53V123H51ZM28 122H30V124ZM63 122L65 123V126L63 125L64 124ZM90 122L94 123V125L96 126L95 129H97V131L93 130L94 125L93 126L91 125V127H93V128H91L93 132H91L89 124H92V123H90ZM18 123H20V124H18ZM22 123L23 124L25 123V124L22 125ZM54 123H55V125L53 127ZM59 123H61V124L58 125ZM34 124L35 125L38 124V126L35 127ZM69 124H70V126H69ZM87 125H89V127ZM37 127H39V128H37ZM47 127H49V129ZM50 127H52V128H50ZM70 127H72V128H70ZM86 128L90 130V132H88L89 130H87V132H86V133H89L90 135L85 133ZM103 130L104 131L106 130V131L104 132ZM107 130H109V131H107ZM106 132H108V133H106ZM106 134L112 136V138H109L111 136H109V137L106 136L107 141L110 139L112 140V142L111 141L108 142L109 144L111 142L112 145H110V146L107 143V141L105 139H103V138H105V136L102 137V135H106ZM123 136H125V135H123ZM129 136H128V139L131 140V138H129ZM130 137H132V136H130ZM123 139L126 140L125 138H123ZM130 140H127L126 143L130 142ZM132 142H133V140L130 142V146L132 145ZM147 145H145L146 147L144 146L146 153H150V152L154 151L155 149H157L156 143L155 144H149L148 146ZM130 146L128 145L126 147H130ZM217 148L214 149L215 151H213L214 155L217 154ZM124 150H126L127 153H125ZM130 151H132V152H130ZM123 152L125 153V154H123V155H125V157H126V154L132 153L131 155L128 154L130 157L127 155L129 157V158L126 157L128 161L125 160L128 163H130L132 161L130 164L135 167L132 171H131V169H132L131 167H133V166L128 167V168H130V169H128L127 166L123 165L121 162V160H123V163H124V159H125L124 156H123L124 159H122V153ZM218 152H219V150H218ZM252 152H249V153L251 154ZM254 153H256V154H254ZM258 154H259V157H258ZM191 157L187 158V159L191 160V161L188 160L189 163L187 162V160H184L185 162H187L188 165L194 163L193 162L194 159L192 160ZM249 158H248V161H249ZM100 159H101V162H100ZM140 159H142V158L138 157L139 161H140ZM102 160H103V165L101 164ZM137 161H136V164H137ZM184 161H182V162H184ZM105 162H106V164H104ZM140 162L142 163V165L144 164L142 160ZM185 162L183 163V165L181 164L182 167H184V165H185V168L187 166V168L189 167L191 169L192 167L185 164ZM121 164L124 166V168H126L127 170H130V171H128V175H130V177H126L127 170L125 171L123 169V171H125V172L124 173L122 172ZM250 165H252V166H250ZM128 166H130V165L128 164ZM140 167H142V166H138L137 168H140ZM176 168L183 169L179 165L177 167H174L173 169H176ZM187 168L183 169V170L185 171V170H187ZM221 168H223V170H225L224 169L225 167L221 166ZM141 169L143 170L144 168L142 167ZM180 169H177L175 172H177V171L179 172ZM242 169H241V175L243 173ZM171 170H172V168H171ZM218 170L222 171V173H223V175L221 174L222 176L219 174L220 172ZM184 171H182V172H184ZM187 171H185L184 173H186ZM256 171H258V172H256ZM130 172H132V174H133L132 176H131ZM134 173H135V175H137V173H139L141 175L140 176L141 178L139 177V174H138V176H135ZM148 175H150V176H148ZM243 175H244V173H243ZM15 176H17V177H15ZM134 176L138 177V179H140V180H137ZM238 176H240V175H237V177ZM132 177L135 180L134 179L130 180ZM9 178H11V180H13V181H11ZM123 178H125V179L130 178V179L124 180ZM6 179L10 180L9 184H7ZM251 179H252V177H251ZM128 180H130V182ZM210 180L211 179H207L209 185L212 184L211 182H209ZM242 180H244V181L246 180L248 182V183L245 182V186L247 185V187H248V189H247L248 193L247 194H249V192L251 190H252L251 192H253V190H254V192H256L258 190L260 191L259 194L258 193L253 194V195H256L255 196V198L257 197L256 199L255 198L252 199V197H254V196H252L251 192H250L249 196L247 194H245L246 187L245 188L243 187L244 182L240 183V181H242ZM124 181L127 183H124ZM254 182L257 183V185H256L257 190H255L254 185L256 183H254ZM238 183H240V184H238ZM251 183H254V184H252L254 186V188L251 185ZM248 184L251 185L250 189L251 188H253V189L250 190ZM152 185H154L157 188L156 189L154 187L159 192V193L156 192V193H158V195L153 194V193H155V191H153L154 188L152 189ZM212 185H211L212 188L211 187H209V188H211L214 191V189H213L214 186H212ZM241 185H243V186H241ZM147 186L151 187V190L153 191V193H148ZM229 186L230 187L232 186L231 190H229L230 189ZM242 187H243V189H242ZM145 188L147 189L146 190L147 193L145 192ZM209 188H208V190H209ZM214 188L216 189V187H214ZM260 188H263V190L261 191ZM217 192L218 191H216V193L211 191L210 193H213V194L215 193L214 194L215 199H218L217 197H219V199L223 198V196L221 198H220V196H217L218 195ZM218 193H220L222 195L221 190ZM225 194L223 193L224 198L226 197ZM236 194H234V195H236ZM238 194H239V196H238ZM242 194H245V195H242ZM211 195H210V197H211ZM214 195H212V196H214ZM257 195H259V196H257ZM240 196L244 197V198H242L244 200L248 196L247 198H250V199L245 200L246 203H247V201H249L248 204L244 203V201L239 202L238 200L241 198ZM231 197L232 198L234 197V199H231ZM228 198H229V200H228ZM219 199H218L219 206H221L220 204H221L222 200L220 202ZM212 201H217V200H212ZM224 201H225V199H224ZM237 203L240 205H238ZM241 204L242 205L244 204L245 205L244 207L247 206L248 208L246 207V209H244V207L241 206ZM215 205L217 208L215 207ZM165 206L168 208L165 209ZM238 206L241 208H239ZM224 207H225V209H224ZM235 207H237V208H235ZM242 207H243V210H242ZM217 212H219V213H217ZM237 213L238 212H236V214ZM214 214L216 216H214ZM244 215H247V213ZM218 216H219V219H217ZM221 216L223 218H221ZM224 217H226V218H224ZM252 217L250 218L251 221L254 220ZM208 219L212 220L211 218H208ZM223 219H225L226 222L228 219L237 221L235 223L232 221L233 224L237 223L236 225H234V227L238 225L237 227H235L234 230L237 232L238 231L241 232V234L243 231V233H245V234L242 235V237H240L241 235L239 232H238L239 234L237 232H234V230L232 229L233 226L231 227L229 224L231 221L230 222L228 221V224L227 223H224V224L229 225L231 227V230L235 234H233L232 231L229 232V231L225 230V228H223V226H222L223 223H220L218 225V226H220V228H219L217 226V222L218 221L224 222L225 220L223 221ZM216 220H217V222H216ZM210 224L211 223H209V225ZM253 224H252V226H253ZM42 226L43 227L45 226L44 229L41 228ZM229 226H228V230H230ZM221 227H222V229H224V231L221 229ZM224 227H225V225H224ZM7 228H9V229H7ZM249 228H250V230H249ZM213 229H215L213 231L214 234H213V232L211 233V231ZM216 229H218V230H216ZM220 229H221V231H220ZM247 230L251 231L252 235H250L251 234V232H250L249 236H246V234L248 235ZM261 230H263V231H261ZM222 231L224 233H225V231L227 233L229 232V234L232 233L234 235V238H235V235H237V234L239 235V238L237 239L238 242L235 243V245L237 247L234 244H233V246H230L231 249L234 248V250L232 252H230L231 249H229L227 247H228V245H230L229 241H231V243H232V241H234L232 238L233 235H229V237L231 236L232 240H229L231 238H229L227 235V237L229 238L227 240L226 236H224L225 235L224 233L222 235L220 233V235H219V232H222ZM208 233H209V235H208ZM216 234L221 236V237L216 236ZM21 235L23 238L25 237L24 238L25 240L22 237H20ZM120 235H121L120 238L125 239L124 241L119 239ZM210 235L211 236L213 235L212 238L215 236L216 237L213 238L212 240H210V238H211ZM14 236H15V239H14ZM222 236H223V238H222ZM243 236H244V238L246 237L244 240H243ZM18 237H20L19 241L17 240ZM224 237L226 239H224ZM248 237H250V238H248ZM126 238H127V240H126ZM221 238H222V240L223 239L225 241L227 240L226 244H228V245H226V244L225 245L227 246L226 248L228 250H230L229 252H228V250L227 251L225 250L226 248H224V245L222 244L225 242H224V240L222 242ZM236 238H237V236H236ZM13 240H14V242H13ZM16 240H17V242H16ZM20 240H22V242ZM122 241L124 242L123 243L124 245L121 243ZM206 241H208V242H206ZM165 249H167V250H165ZM168 250L170 252V254H169V252H168V254L172 256V257H170V259H166L167 256L166 257L163 256L164 255L163 253H165L163 251H168ZM242 251H241V253H242ZM233 253H232V255H234ZM244 253H245V255H244ZM246 253L249 254V256L250 255L251 256L249 257ZM168 254L165 253V255H168ZM246 255L249 258H246ZM242 256H244L243 259L244 258H246V259L243 260L241 258ZM164 257H165L166 261H163ZM235 257H236V255H235ZM0 258H1V256H0ZM167 258H169V257H167ZM174 258L168 264H176L177 260L174 261L176 259V258L175 259ZM173 261H174V263H173ZM0 262H1L0 264H6V262L8 264H11V263L15 264V261L12 259H10V260H7V259L1 260L0 259ZM233 264H235V263H233Z\"/></svg>",
    "mask_w": 264,
    "mask_h": 264
}]
</instances>
